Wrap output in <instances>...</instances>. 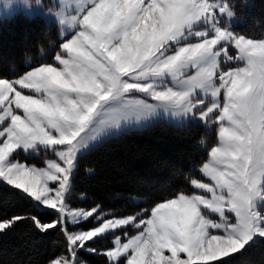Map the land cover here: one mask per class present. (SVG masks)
I'll list each match as a JSON object with an SVG mask.
<instances>
[{
  "label": "snow or ice",
  "instance_id": "1",
  "mask_svg": "<svg viewBox=\"0 0 264 264\" xmlns=\"http://www.w3.org/2000/svg\"><path fill=\"white\" fill-rule=\"evenodd\" d=\"M250 7L0 0V16L23 12L57 30L50 60L41 45L23 71L0 74V188L52 218L0 217V237L21 221L56 231L61 251L46 264H88L84 253L105 264H253L248 253L264 247V35L236 27ZM161 120L205 130L199 177L187 174L183 186L124 215L73 202L84 157L116 133ZM89 221L96 226L83 227Z\"/></svg>",
  "mask_w": 264,
  "mask_h": 264
},
{
  "label": "trees",
  "instance_id": "2",
  "mask_svg": "<svg viewBox=\"0 0 264 264\" xmlns=\"http://www.w3.org/2000/svg\"><path fill=\"white\" fill-rule=\"evenodd\" d=\"M249 19L238 24V29H249V34L259 38L264 35V0H249ZM259 20V25H253ZM55 25L39 17H29L18 12L0 19V74L11 76L25 68L28 57H39L42 45L48 59L53 49L49 40H56ZM205 130L199 125L178 129L166 121H159L142 128H131L113 135L99 148L80 162L73 202L90 208L100 203L105 209H115L124 215L147 206L163 194L185 184V176L192 173L206 159L207 152L197 141ZM209 142L215 133H208ZM91 167L94 174L85 169ZM86 194L81 200L79 194ZM139 198L140 203L132 197ZM38 214L42 220L51 215L41 209L38 213L30 203L7 188H0V217ZM85 225V224H84ZM83 225V226H84ZM62 237L54 230L47 234L35 232L31 221H21L14 231L0 237V264H12L13 259L22 264H46L61 251ZM253 264H264V247L253 248L248 253ZM88 264H105L104 257L83 254ZM234 264H240L237 259Z\"/></svg>",
  "mask_w": 264,
  "mask_h": 264
},
{
  "label": "rangeland",
  "instance_id": "3",
  "mask_svg": "<svg viewBox=\"0 0 264 264\" xmlns=\"http://www.w3.org/2000/svg\"><path fill=\"white\" fill-rule=\"evenodd\" d=\"M23 13V12H22ZM26 15V14H25ZM13 15H2L0 16V19H3L5 17L9 18L12 17ZM145 127V126H144ZM133 128H142V127H133ZM118 133L114 134L117 135ZM21 160L27 159L29 162H34L37 164V166H42V161L40 158L37 157H24L23 155H21L20 157ZM96 226L93 222L89 221L88 223H86L83 227L85 228H89V227H94Z\"/></svg>",
  "mask_w": 264,
  "mask_h": 264
}]
</instances>
